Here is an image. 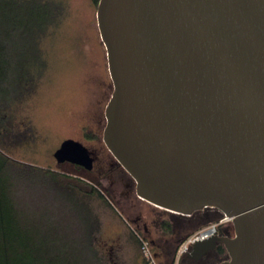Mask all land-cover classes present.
<instances>
[{"label":"water","instance_id":"water-1","mask_svg":"<svg viewBox=\"0 0 264 264\" xmlns=\"http://www.w3.org/2000/svg\"><path fill=\"white\" fill-rule=\"evenodd\" d=\"M96 22L112 83L102 141L135 195L230 219L232 237L185 258L220 242L221 264H264V0H98ZM53 157L93 168L72 139Z\"/></svg>","mask_w":264,"mask_h":264},{"label":"rangeland","instance_id":"rangeland-1","mask_svg":"<svg viewBox=\"0 0 264 264\" xmlns=\"http://www.w3.org/2000/svg\"><path fill=\"white\" fill-rule=\"evenodd\" d=\"M50 1L57 5L56 19L38 40L44 70L32 74L31 83L19 86L11 73L0 91L4 97L0 99V114L11 133L0 149L15 163L11 189L15 210L44 233L52 230L56 242L71 247L77 255L88 242L100 264H142L136 241L140 238L148 240L163 261L165 240L175 247L179 239L217 221L222 213L204 209L215 217L191 229L185 217L136 196L131 197L133 206L127 210L119 192L109 194L108 180L56 163L53 153L67 139L108 152L102 131L112 83L97 28L96 5L91 0ZM10 38L15 50L8 53L17 52L19 37L11 33ZM42 172L56 174L58 184ZM136 215L142 219L139 226L133 222ZM162 221L172 226L171 233L159 227ZM226 224L232 229L231 222Z\"/></svg>","mask_w":264,"mask_h":264},{"label":"trees","instance_id":"trees-1","mask_svg":"<svg viewBox=\"0 0 264 264\" xmlns=\"http://www.w3.org/2000/svg\"><path fill=\"white\" fill-rule=\"evenodd\" d=\"M91 1L94 5L98 3V0ZM56 9L57 5L50 0H0V91L11 73L14 74L15 84L19 86L26 81L31 83L32 74H40L44 70L45 64L41 58L38 40L56 19ZM11 33L16 34L21 43L20 49L14 53H8L15 50ZM1 96L3 94L0 92V99L4 98ZM4 122V116L0 114V148L4 147V141L11 136ZM13 136L18 138L19 135L13 133ZM13 166L15 163L0 149V264H100L88 242L77 255L71 247L68 249L65 244H58L52 230L46 234L31 222L20 218L11 199ZM42 173L58 184L56 174ZM92 191L96 192L95 188ZM97 196L105 202L102 194L98 192ZM199 219L202 221H185L194 229L212 220L203 216ZM159 227L168 233L173 231L166 221H162ZM181 239L175 247H162L165 263L170 262ZM136 241L139 245V241ZM156 256L159 258L160 255Z\"/></svg>","mask_w":264,"mask_h":264},{"label":"flooded vegetation","instance_id":"flooded-vegetation-1","mask_svg":"<svg viewBox=\"0 0 264 264\" xmlns=\"http://www.w3.org/2000/svg\"><path fill=\"white\" fill-rule=\"evenodd\" d=\"M87 148V147H86ZM90 152L91 157L93 158V168L91 171L96 174L98 179L108 180L107 190L109 194L115 196L118 192L123 202L122 205L128 210L131 206V197L135 195V185L131 177L123 170V168L117 163V161L109 154L103 147L91 146L87 148ZM71 167L82 169L79 166L64 163ZM84 170V169H83ZM137 197V196H136ZM120 203V200L117 201ZM211 209V208H205ZM217 213V211H215ZM204 214L205 219H213L215 217V213L209 214V212L204 213V209L201 211L194 212L190 216H181L185 217L184 219H197L198 222L202 220ZM202 215V216H201ZM223 215V214H222ZM180 216V215H179ZM140 215H136L133 219V222L139 226L141 224ZM230 224L221 225L214 235L218 237H232L233 236V228L231 226H227ZM142 227L146 232V226L142 223ZM189 227V226H188ZM193 227V226H192ZM163 246L166 248L170 247V244L165 240L163 242ZM229 259L228 253L223 246L222 243L216 242L213 249L205 252L201 257L197 260L185 258L182 264H221Z\"/></svg>","mask_w":264,"mask_h":264},{"label":"built area","instance_id":"built-area-1","mask_svg":"<svg viewBox=\"0 0 264 264\" xmlns=\"http://www.w3.org/2000/svg\"><path fill=\"white\" fill-rule=\"evenodd\" d=\"M230 219L222 215L217 221L210 223L209 225L197 230L184 238H182L177 244L172 258L169 263L160 261L154 253L151 244L148 240L139 239V253L142 260V264H181V259L185 258L192 248V245L197 242L204 240L210 236H213L218 228L226 223H229Z\"/></svg>","mask_w":264,"mask_h":264}]
</instances>
